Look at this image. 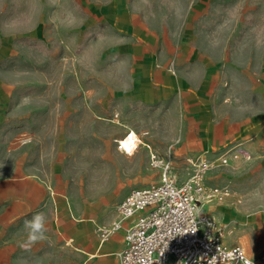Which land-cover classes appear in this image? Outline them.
Listing matches in <instances>:
<instances>
[{"label": "crops", "instance_id": "1", "mask_svg": "<svg viewBox=\"0 0 264 264\" xmlns=\"http://www.w3.org/2000/svg\"><path fill=\"white\" fill-rule=\"evenodd\" d=\"M86 2L106 24L105 51L117 60L109 68L111 86L100 90V104L114 95L125 120L112 119L105 157L124 156L116 142L132 130L148 145L135 150L137 158L126 170L133 176L114 180L117 193L109 203L61 183L55 165H32L23 147L0 136V264H119L124 229L106 240L99 229L118 218L117 203L132 188L149 183L140 177L148 157L211 160L238 145L251 158L206 172L208 185L227 187L229 194L203 211L226 224L225 244L228 235L234 239L226 245L252 254L248 237L264 245V38H254L252 30H264V23L228 22V30L234 25L248 31L232 37L222 34L220 21L211 27L204 22L203 0ZM114 167L111 173L118 175ZM37 213L46 217L47 239L30 244L25 221Z\"/></svg>", "mask_w": 264, "mask_h": 264}, {"label": "rangeland", "instance_id": "2", "mask_svg": "<svg viewBox=\"0 0 264 264\" xmlns=\"http://www.w3.org/2000/svg\"><path fill=\"white\" fill-rule=\"evenodd\" d=\"M203 1L208 6L204 22L211 27V22L220 21L224 36L248 32L234 25L228 30V22L253 27L264 23V0ZM214 8L220 13L213 14ZM105 32L106 24L89 10L86 0H0V136L10 138L12 147H23L32 165H55L54 177L61 183L112 203L117 189L111 185L117 177L125 181L133 176L126 170L137 154L105 157L110 123L123 119L114 95L100 104V90L111 86L109 68L117 61L105 51ZM252 34L264 38L259 28ZM140 144L148 145L141 140L137 147ZM156 144L155 148L161 146ZM155 154L170 162L179 182L190 177L188 158L163 159ZM110 161L120 168L118 175L111 173L115 167ZM147 161L149 168L140 177L157 182L161 169L151 166L150 157ZM221 224L226 231V224ZM232 238L228 235L226 244ZM247 240L255 250L249 254L245 248L247 253L264 260V245L254 243L251 236Z\"/></svg>", "mask_w": 264, "mask_h": 264}, {"label": "built area", "instance_id": "3", "mask_svg": "<svg viewBox=\"0 0 264 264\" xmlns=\"http://www.w3.org/2000/svg\"><path fill=\"white\" fill-rule=\"evenodd\" d=\"M250 158L239 145L211 160L188 158L191 175L179 182L170 162L150 157L152 167L162 168L159 180L128 192L117 205L118 218L99 229L102 240L124 229L119 264H264L242 246L226 245L222 224L203 211L229 194L227 187L209 186L206 172Z\"/></svg>", "mask_w": 264, "mask_h": 264}, {"label": "clouds", "instance_id": "4", "mask_svg": "<svg viewBox=\"0 0 264 264\" xmlns=\"http://www.w3.org/2000/svg\"><path fill=\"white\" fill-rule=\"evenodd\" d=\"M25 227L28 229V243L35 244L47 239L46 217L43 213H37L30 220L25 221Z\"/></svg>", "mask_w": 264, "mask_h": 264}, {"label": "bare ground", "instance_id": "5", "mask_svg": "<svg viewBox=\"0 0 264 264\" xmlns=\"http://www.w3.org/2000/svg\"><path fill=\"white\" fill-rule=\"evenodd\" d=\"M138 141H140L139 138L137 137L135 131L132 130L131 132L127 133L124 137H122L121 140L118 142V149H121L122 153L124 154H131L135 151Z\"/></svg>", "mask_w": 264, "mask_h": 264}, {"label": "snow or ice", "instance_id": "6", "mask_svg": "<svg viewBox=\"0 0 264 264\" xmlns=\"http://www.w3.org/2000/svg\"><path fill=\"white\" fill-rule=\"evenodd\" d=\"M127 147V146H126Z\"/></svg>", "mask_w": 264, "mask_h": 264}]
</instances>
